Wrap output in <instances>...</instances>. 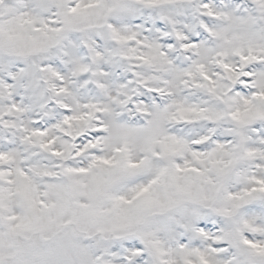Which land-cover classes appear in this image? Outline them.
<instances>
[{
  "label": "snow or ice",
  "instance_id": "snow-or-ice-1",
  "mask_svg": "<svg viewBox=\"0 0 264 264\" xmlns=\"http://www.w3.org/2000/svg\"><path fill=\"white\" fill-rule=\"evenodd\" d=\"M0 264H264V0H0Z\"/></svg>",
  "mask_w": 264,
  "mask_h": 264
}]
</instances>
